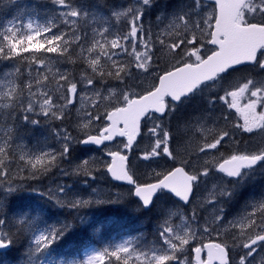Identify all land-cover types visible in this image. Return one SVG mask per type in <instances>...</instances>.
<instances>
[{
  "label": "snow or ice",
  "instance_id": "1",
  "mask_svg": "<svg viewBox=\"0 0 264 264\" xmlns=\"http://www.w3.org/2000/svg\"><path fill=\"white\" fill-rule=\"evenodd\" d=\"M50 3L56 14L46 22H17L26 6L7 0L0 23V63L12 66L0 73V108L10 109L0 116V250L23 236V264H257L264 195L231 219L225 205L264 170V0H168L149 26L145 13L157 0H132L108 16L102 0L94 13L76 0ZM109 20L122 27L112 31ZM17 119L48 126L55 144L18 143L7 127ZM77 147L103 156L74 162ZM54 170L73 183H29ZM101 172L155 213L153 238L64 249L70 234L107 239L95 214L82 212L122 203L97 198L90 181ZM53 209L75 223L54 219Z\"/></svg>",
  "mask_w": 264,
  "mask_h": 264
},
{
  "label": "rangeland",
  "instance_id": "2",
  "mask_svg": "<svg viewBox=\"0 0 264 264\" xmlns=\"http://www.w3.org/2000/svg\"><path fill=\"white\" fill-rule=\"evenodd\" d=\"M36 1V0H31ZM39 1H47L51 8L54 10L56 14L57 6L50 3V0H39ZM77 3L83 5L86 10L90 13H94L96 11V6L98 0H76ZM168 0H157V3L160 7L155 8L153 10L147 11L144 17V23L146 26L154 25L156 23V15L158 12L163 8L164 4L167 3ZM103 8L101 11L104 13L105 16H108L110 12L115 9H123L124 7L128 6L132 3V0H102ZM28 17L27 19H29ZM25 19V21H27ZM48 20V19H47ZM47 20L43 21L46 22ZM109 25L112 31H118L122 25L115 22L114 20H109ZM100 26V25H97ZM61 68H71L73 71H77L76 66L72 65H61ZM42 119V118H41ZM76 116L75 112L73 111V116L70 120L64 121V126L71 128L72 123L75 121ZM59 124V122H56ZM48 127V126H47ZM43 132V126L41 127H33L31 125H27L26 129H23L22 132L17 136L18 143L26 146L29 149H36L40 147L48 146L46 143V136H42L39 139L37 137L39 134ZM75 135V132L73 133ZM247 142V141H246ZM148 143L147 140L143 141L140 144V149H143L146 144ZM252 143H255L253 141ZM243 146V145H242ZM140 149H136L134 147L133 153L130 155V160H132L133 164L136 166V170L138 174H141L146 165L144 162L137 160L135 157ZM91 156L95 158H99L103 156V152L99 150L93 149L92 151H84L82 147H77L76 150L72 154L73 161H78L79 159ZM64 168H68L69 164L67 162L63 165ZM264 178V170H257L253 179L249 184H252L257 181H261ZM63 182V183H73L72 177H63L59 174L57 170L53 171V176L50 177L47 184H40L37 182H31L34 186L40 187L44 189L47 186H54L56 183ZM215 182V178L210 180L205 188L201 189L202 193H206V190L211 187V184ZM90 184L93 187L97 188L96 196L97 198H106L107 196L111 195L113 198H116L117 195L121 198V205L118 206H110V208H106L104 210H96V209H84L82 210L83 213H87L88 215L95 214L96 225L100 228V233H102L107 239L101 240L100 234L93 235L89 233V237H91V241L85 240L83 242H90L91 246H96V244L107 243V242H119L122 238H132L134 236H139L142 234L146 241H151L153 238V232L155 228V213L154 212H144L137 208V205L134 202V199L129 196V187L128 185L122 184H115L111 182L110 178L107 177L103 172L97 174L96 181H90ZM74 187L76 185H73ZM82 188L83 185H80ZM103 189V190H102ZM246 189V188H245ZM244 189V190H245ZM243 199L240 202L241 209L233 208L231 203L225 205L227 211L229 212V219L233 216L238 215L244 208L245 204L252 199H259L262 195H264V189L261 188V185L257 187L255 190H247L245 191ZM56 215H58L59 220H74L72 214L68 210H55ZM200 215H207L206 210H201ZM64 245V244H63ZM63 245H60L63 247ZM73 246L69 243V249H72ZM0 254H4L1 253ZM72 256V255H71ZM260 256H264V252H261L259 256H257V264H260ZM78 259L79 257H70L67 259ZM1 261V257H0Z\"/></svg>",
  "mask_w": 264,
  "mask_h": 264
},
{
  "label": "trees",
  "instance_id": "3",
  "mask_svg": "<svg viewBox=\"0 0 264 264\" xmlns=\"http://www.w3.org/2000/svg\"><path fill=\"white\" fill-rule=\"evenodd\" d=\"M19 5L26 6L22 11H19L16 13L17 16V22H19L20 19H27L28 17L32 19L39 20L43 23L45 20H49L52 18L55 13L54 10L51 8L50 4L47 1H31V0H19ZM18 5V6H19ZM104 7V6H103ZM9 17V9L7 6V0H4V6L0 7V23H3L7 18ZM11 63L10 62H4L0 63V73H3L5 71L11 70ZM77 69V68H76ZM10 109H3L0 108V116H3L5 113L9 112ZM7 127H11L16 135V137L22 132L23 129H26L27 126L24 125V123L17 119L16 121H8ZM42 136H46V143L48 146L54 145L55 140L51 137L49 133V129L46 125L43 126V132L39 134L37 139H39ZM18 139V138H17ZM58 146V145H57ZM53 176V173L50 174L48 177L43 178L41 181H38L37 183L40 184H47L50 177ZM111 180V179H110ZM112 182V181H111ZM31 183V182H29ZM116 184V183H115ZM261 185V188L264 189V178L261 179V181L254 182L252 184H248L246 186V189L243 190V194L239 196L234 202L231 203L233 208L241 209L240 202L244 198L243 196L247 194L245 191L249 190H255L257 187ZM42 202V201H41ZM110 208V207H108ZM54 219H59L58 215L54 217ZM69 222L75 223V220H68ZM85 240V237L82 235H71L69 237H66L64 240L60 242V245H63L62 248L69 249V243L72 244L73 248L75 249L81 242ZM97 247L100 246V244H96ZM56 247V246H54ZM1 261L0 264H23L24 259L26 257L24 256L25 252V238L21 236L19 239L16 240L13 246H11L7 251H0ZM72 257L71 255H68L67 258Z\"/></svg>",
  "mask_w": 264,
  "mask_h": 264
},
{
  "label": "water",
  "instance_id": "4",
  "mask_svg": "<svg viewBox=\"0 0 264 264\" xmlns=\"http://www.w3.org/2000/svg\"><path fill=\"white\" fill-rule=\"evenodd\" d=\"M112 181V180H111ZM112 182H114V181H112ZM114 183H119V182H114ZM119 184H122V183H119ZM123 185H126V184H123ZM8 249H2V250H0V251H7Z\"/></svg>",
  "mask_w": 264,
  "mask_h": 264
},
{
  "label": "bare ground",
  "instance_id": "5",
  "mask_svg": "<svg viewBox=\"0 0 264 264\" xmlns=\"http://www.w3.org/2000/svg\"><path fill=\"white\" fill-rule=\"evenodd\" d=\"M100 158V157H99ZM103 190V189H102Z\"/></svg>",
  "mask_w": 264,
  "mask_h": 264
}]
</instances>
